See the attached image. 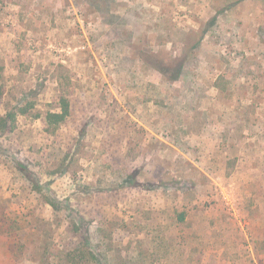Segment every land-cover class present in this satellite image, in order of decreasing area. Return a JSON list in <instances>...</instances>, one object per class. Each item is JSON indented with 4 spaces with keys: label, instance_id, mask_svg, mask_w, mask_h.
Returning a JSON list of instances; mask_svg holds the SVG:
<instances>
[{
    "label": "rangeland",
    "instance_id": "rangeland-1",
    "mask_svg": "<svg viewBox=\"0 0 264 264\" xmlns=\"http://www.w3.org/2000/svg\"><path fill=\"white\" fill-rule=\"evenodd\" d=\"M18 249L264 264V0H0V264Z\"/></svg>",
    "mask_w": 264,
    "mask_h": 264
},
{
    "label": "trees",
    "instance_id": "trees-1",
    "mask_svg": "<svg viewBox=\"0 0 264 264\" xmlns=\"http://www.w3.org/2000/svg\"><path fill=\"white\" fill-rule=\"evenodd\" d=\"M71 112V102L70 99L66 96V95H61L60 99H59V110L56 111H48L46 114V122L50 125H57L61 122H63L67 116H69ZM4 124L5 120H4ZM50 204L51 205H56L54 201L50 200ZM181 219H184V216H181ZM163 242V241H162ZM13 250V249H12ZM11 250H7V252L10 253ZM23 250H14L13 252H11V258L10 261L13 262L14 264H19L23 261L24 257H23ZM32 257V256H31ZM96 258V255H95ZM101 255L97 257V259H100Z\"/></svg>",
    "mask_w": 264,
    "mask_h": 264
}]
</instances>
